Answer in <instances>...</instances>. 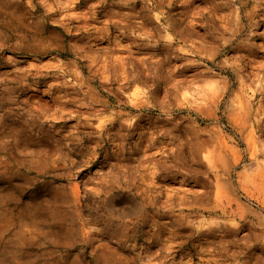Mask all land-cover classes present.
<instances>
[{
	"label": "rangeland",
	"instance_id": "1",
	"mask_svg": "<svg viewBox=\"0 0 264 264\" xmlns=\"http://www.w3.org/2000/svg\"><path fill=\"white\" fill-rule=\"evenodd\" d=\"M189 2L0 0V115L42 105L65 151L52 171L29 146L38 174L0 186L13 213L41 181L84 206L48 264H264V0ZM8 230L9 264L44 261Z\"/></svg>",
	"mask_w": 264,
	"mask_h": 264
},
{
	"label": "bare ground",
	"instance_id": "2",
	"mask_svg": "<svg viewBox=\"0 0 264 264\" xmlns=\"http://www.w3.org/2000/svg\"><path fill=\"white\" fill-rule=\"evenodd\" d=\"M180 1L183 8H187L186 6L190 3V0ZM6 59H10V56H7ZM8 98V102H10L12 99L11 97ZM41 106L31 104V107L27 109L24 114L15 115L14 118L9 119V124L7 123V118L13 115L11 114V111L8 110L5 116L0 115V140L5 138L12 139V145L9 148V155L7 153L6 156L0 157V184L6 183L8 186H11L10 183L12 178L17 177L23 178L24 184L29 185L32 182L31 179L33 180L34 178H29L28 175L33 172H35L34 174H38L37 171H39V169H35L34 171L32 167L26 166L20 168L17 166V164L22 161L24 153L28 152L29 146L35 147L36 154H38V160L41 159V162L48 161L51 163L49 164V170L53 171V169H56L52 168V163H57L59 160H63L65 158V151L62 152L60 147L52 140L40 135L42 127L40 128V125L37 126L35 122L38 117H41L40 115H42V111L44 110ZM35 127L39 128L34 132L33 130ZM55 155H57V157L52 158L53 156L55 157ZM38 160H36V162H38ZM55 176L57 175H52L54 178ZM40 183L42 185L41 192H46L47 194V197L44 198L45 200L39 202L37 206L26 205L25 207L17 210L15 213H13L12 209L9 207L13 198L12 188L7 190L6 187L3 188L0 186V264H9L6 256L10 254V251H13L11 245H9L10 240L7 237L9 232L8 226L11 222H14L18 226H29L31 228L30 235L35 236L36 241H40L39 255L41 258L45 257L44 261L40 264H48L52 261V259H55L57 257L55 256V253L58 251V248L63 247V249L65 248V250L68 251L74 244V218H76L77 221L80 216V211L84 210V206L78 203L76 191L71 192V195H67L62 188L52 186L51 182L46 183L41 181ZM13 186L20 187L19 185ZM93 193L96 194L97 192L95 191ZM112 200L113 199L109 201V204L113 202ZM117 200H119V205L125 204V206H120L119 211L121 212L131 208L127 207V204H133V201L129 199L119 197ZM133 211L136 210L133 209ZM126 215L130 214L126 212L118 217H121L122 219ZM133 215L135 218L137 217L135 213H133ZM85 232H87V230H83L82 238L85 237ZM28 239H30V241ZM32 241V237H27V241H23V243L30 244ZM26 263L30 264L31 262L25 261L24 264Z\"/></svg>",
	"mask_w": 264,
	"mask_h": 264
}]
</instances>
